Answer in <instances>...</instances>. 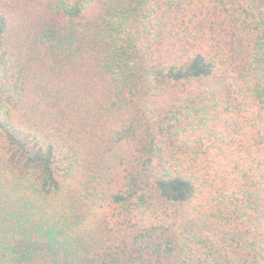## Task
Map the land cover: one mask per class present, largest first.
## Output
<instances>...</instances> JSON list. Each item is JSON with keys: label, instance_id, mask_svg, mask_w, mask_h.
Masks as SVG:
<instances>
[{"label": "trees", "instance_id": "1", "mask_svg": "<svg viewBox=\"0 0 264 264\" xmlns=\"http://www.w3.org/2000/svg\"><path fill=\"white\" fill-rule=\"evenodd\" d=\"M0 264H264V0H0Z\"/></svg>", "mask_w": 264, "mask_h": 264}]
</instances>
